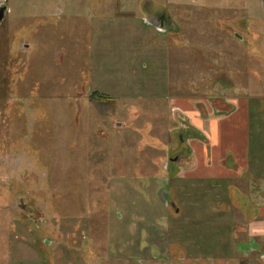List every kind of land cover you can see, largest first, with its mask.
<instances>
[{
    "label": "rangeland",
    "instance_id": "374dc122",
    "mask_svg": "<svg viewBox=\"0 0 264 264\" xmlns=\"http://www.w3.org/2000/svg\"><path fill=\"white\" fill-rule=\"evenodd\" d=\"M3 3L0 264L230 257L248 190L208 205L180 177L195 138L180 104L247 102L264 174V0Z\"/></svg>",
    "mask_w": 264,
    "mask_h": 264
},
{
    "label": "crops",
    "instance_id": "0c3cea01",
    "mask_svg": "<svg viewBox=\"0 0 264 264\" xmlns=\"http://www.w3.org/2000/svg\"><path fill=\"white\" fill-rule=\"evenodd\" d=\"M180 106L185 116L184 120L189 122L195 132V138L188 139L186 142L190 150V158L187 170L180 177L200 180V183L207 185V189L203 192V196H206L203 202L208 205L217 204V199L213 196L219 199L220 196L230 194L235 196L240 194L239 189L244 186L243 188L248 190L244 210H252L255 215L250 214L251 217L247 222L245 218L244 222L236 220L233 223L232 230L236 239L233 241L230 257H219V260L185 257L176 264H241L240 257L248 259L253 253L257 254L255 258L263 260L264 188L258 185V181H264V174L260 170L263 163L259 164L258 160L251 158L254 139L248 103L241 101L238 106L232 108L229 115L208 112L207 117L202 116L198 110L189 109L188 104H180ZM235 188L236 191H231ZM200 189L198 186L189 190L186 188L181 193L183 195L198 194ZM254 191H256L255 194H253ZM210 197L212 203L211 200L209 202ZM227 200L224 197L223 202ZM197 203L199 204L198 201H194V204L197 205ZM248 203L251 205L249 208H247ZM238 206H240L238 198L229 199L226 211L241 210ZM256 210L262 214L256 216Z\"/></svg>",
    "mask_w": 264,
    "mask_h": 264
},
{
    "label": "water",
    "instance_id": "95a60500",
    "mask_svg": "<svg viewBox=\"0 0 264 264\" xmlns=\"http://www.w3.org/2000/svg\"><path fill=\"white\" fill-rule=\"evenodd\" d=\"M7 11H8L7 5L4 3L0 4V23L3 22Z\"/></svg>",
    "mask_w": 264,
    "mask_h": 264
}]
</instances>
